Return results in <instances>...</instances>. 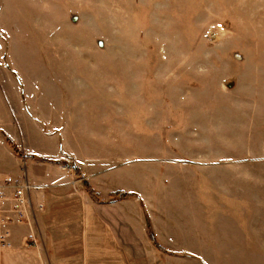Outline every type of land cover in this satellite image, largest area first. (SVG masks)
Returning <instances> with one entry per match:
<instances>
[{
    "label": "rangeland",
    "instance_id": "rangeland-1",
    "mask_svg": "<svg viewBox=\"0 0 264 264\" xmlns=\"http://www.w3.org/2000/svg\"><path fill=\"white\" fill-rule=\"evenodd\" d=\"M3 75L48 94L145 91L152 138L176 141L168 157L224 172L232 188L245 175L246 195L233 197L246 211L232 215L261 234L247 243L246 259L180 260L150 237L152 244H129L133 257L114 264H264V0H0ZM62 167L73 186L81 182L72 162ZM84 206L82 191L33 203L40 221L31 233L36 247L46 241L44 264L96 263L84 258L93 255L95 231Z\"/></svg>",
    "mask_w": 264,
    "mask_h": 264
},
{
    "label": "crops",
    "instance_id": "crops-1",
    "mask_svg": "<svg viewBox=\"0 0 264 264\" xmlns=\"http://www.w3.org/2000/svg\"><path fill=\"white\" fill-rule=\"evenodd\" d=\"M45 89L28 85L21 76H0V185L26 173L35 187L33 203L44 198L48 205L61 191H82L83 211L94 212L95 230L93 255L84 258L95 264L129 261L133 252L125 249L138 242L152 244L150 229L180 260L247 258V243L261 234L257 225L232 215L246 211L233 197L246 195L245 175L235 176L232 188L224 172L168 157L166 148L176 141L152 138L156 127L147 92H72L68 87L48 94ZM162 111L159 126L166 122L165 106ZM151 139L158 143L151 147ZM67 160L80 172L76 186L62 167ZM86 184L100 201L86 192ZM120 192L132 196L114 202ZM226 198L234 202L225 203ZM39 218L36 211L33 223ZM31 235V227L14 225L0 264H44L39 246L45 248L46 241L40 237L36 247L38 240L33 244ZM84 236L87 244L86 231Z\"/></svg>",
    "mask_w": 264,
    "mask_h": 264
},
{
    "label": "built area",
    "instance_id": "built-area-1",
    "mask_svg": "<svg viewBox=\"0 0 264 264\" xmlns=\"http://www.w3.org/2000/svg\"><path fill=\"white\" fill-rule=\"evenodd\" d=\"M35 187L28 181L26 173L21 180L7 177L0 185V254L10 247L12 227L26 225L32 227L35 209L32 193ZM32 243L36 237L31 235Z\"/></svg>",
    "mask_w": 264,
    "mask_h": 264
},
{
    "label": "trees",
    "instance_id": "trees-1",
    "mask_svg": "<svg viewBox=\"0 0 264 264\" xmlns=\"http://www.w3.org/2000/svg\"><path fill=\"white\" fill-rule=\"evenodd\" d=\"M11 144L13 145L12 142H11ZM13 148H14V150H15L16 153L20 154V152L17 150V148H16L15 146H13ZM76 170H77V169H76ZM85 186H86V189L89 191L90 195H91L94 199H96V201H97L98 198L96 197V195H95L94 191L91 189V187H90L88 184H86ZM129 196H132V194H127V193H124V192H120V193H117V194L115 195L113 201H114V202H115V201H119V200H121V199H123V198H126V197H129ZM150 237H151L152 241L155 242V243L157 244L156 239H155V237H154V235H153L152 233H150Z\"/></svg>",
    "mask_w": 264,
    "mask_h": 264
}]
</instances>
